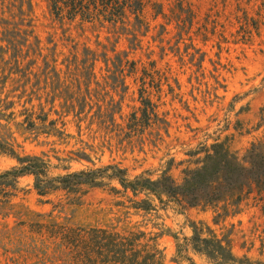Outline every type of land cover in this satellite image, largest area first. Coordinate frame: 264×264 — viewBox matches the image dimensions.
Returning <instances> with one entry per match:
<instances>
[{
  "label": "rangeland",
  "instance_id": "obj_1",
  "mask_svg": "<svg viewBox=\"0 0 264 264\" xmlns=\"http://www.w3.org/2000/svg\"><path fill=\"white\" fill-rule=\"evenodd\" d=\"M22 1L24 22L10 34L5 29L20 24V0H0V173L18 166L11 150L44 161L50 177L117 166L131 179L167 174L180 183L184 171L200 166L204 148L224 143L241 160L264 138V0H142L147 29L134 33V48L118 29L55 20L47 0H30L27 15ZM112 62L123 86L110 78ZM141 89L156 117L129 133ZM141 200L152 210L135 209ZM222 207L183 210L133 198L115 182L41 197L33 177L23 176L0 187V264H74L59 227L140 229L157 236L163 264H191L176 246L192 236V224L226 238L238 264H264V190L214 224ZM184 255L213 264L190 250Z\"/></svg>",
  "mask_w": 264,
  "mask_h": 264
},
{
  "label": "trees",
  "instance_id": "obj_2",
  "mask_svg": "<svg viewBox=\"0 0 264 264\" xmlns=\"http://www.w3.org/2000/svg\"><path fill=\"white\" fill-rule=\"evenodd\" d=\"M22 2L20 0L19 5L16 6L20 24L14 25L11 30L5 29V32L11 34L24 22ZM47 2L50 14L55 20L97 26L108 25L111 29H118L123 35L131 36L128 42L132 48L136 47L133 44L136 40L134 33L147 29L143 19L145 4L142 0H47ZM26 4L28 15L32 10L30 0ZM130 18L132 22H129ZM26 24L27 28L31 27L30 21ZM129 24L131 30L127 29ZM22 34L27 36L29 32L23 31L21 36ZM21 40L24 41V38ZM12 45L15 46L13 42L10 46ZM85 53L89 54V52ZM116 61L121 62L119 59ZM85 63L84 59L81 65ZM92 66V63L89 64L85 70H89ZM117 66L112 62L115 73L112 72L110 78L123 86L119 76H115L116 73L122 74V70L118 69L120 66ZM145 94L146 91L141 89L138 109L140 116L137 118L136 113L131 115V123L127 127L129 133L139 134L150 127L156 117L155 107ZM259 116L258 126L261 127L264 126V107L260 110ZM202 152L204 157L200 166L194 170L184 171L181 182L176 183L167 174H163L157 180H151L145 174L131 179L125 170L117 166H105L50 177L48 166L41 159L20 158L9 150L8 154L14 156L18 166L0 173V187L11 186L20 177L32 176L34 190L43 197L55 191L73 194L81 192L83 187L105 188L108 183L115 182L121 191L130 193L133 198L146 195L156 199L160 204L173 203L183 210L197 207L215 209L219 204H223L220 210L222 213L216 212L213 218V223L217 224L227 213V208H230L231 214H235L241 201L253 190L258 192L264 190V138L252 143L241 160L231 154L224 143H214L209 149L204 148ZM110 190L118 192L113 187ZM7 195L5 192L2 193L3 197ZM135 209L144 212L152 210L147 200L135 203ZM190 228L192 236L185 239L182 245L176 246L178 258L194 264L184 255L190 250L213 264H238L231 254L229 241L226 238H218L204 225L192 224ZM55 233L60 236L61 246L67 249V255L74 264H163L157 236L151 237L140 229L116 232L113 228L59 227L56 228Z\"/></svg>",
  "mask_w": 264,
  "mask_h": 264
}]
</instances>
